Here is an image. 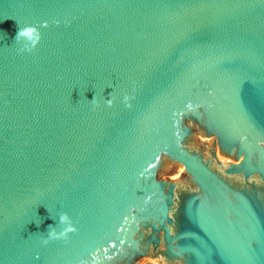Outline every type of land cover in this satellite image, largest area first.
<instances>
[{"label": "water", "instance_id": "1", "mask_svg": "<svg viewBox=\"0 0 264 264\" xmlns=\"http://www.w3.org/2000/svg\"><path fill=\"white\" fill-rule=\"evenodd\" d=\"M147 257L264 264V0H0V264Z\"/></svg>", "mask_w": 264, "mask_h": 264}, {"label": "rangeland", "instance_id": "2", "mask_svg": "<svg viewBox=\"0 0 264 264\" xmlns=\"http://www.w3.org/2000/svg\"><path fill=\"white\" fill-rule=\"evenodd\" d=\"M195 142L196 143H199L200 142V137H197L196 139H195ZM194 146V145H193ZM195 147V146H194ZM179 170H177V171H179V175L180 176H178L177 177V179L180 181V180H184L185 178H187L188 176H187V174L185 173V169L183 168V166H180L179 165ZM162 176H164V177H167L168 176V174H162ZM172 178H176V177H173L172 176ZM189 185H191L190 183H189ZM139 264H162L158 259H156V258H152V257H147V258H144Z\"/></svg>", "mask_w": 264, "mask_h": 264}, {"label": "bare ground", "instance_id": "3", "mask_svg": "<svg viewBox=\"0 0 264 264\" xmlns=\"http://www.w3.org/2000/svg\"><path fill=\"white\" fill-rule=\"evenodd\" d=\"M178 176H180V175H179V171H177V172L174 173V175H173V177H176V178H177Z\"/></svg>", "mask_w": 264, "mask_h": 264}]
</instances>
